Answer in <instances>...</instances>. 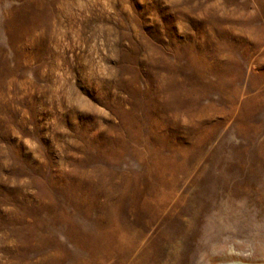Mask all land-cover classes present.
I'll use <instances>...</instances> for the list:
<instances>
[{
    "label": "rangeland",
    "instance_id": "rangeland-1",
    "mask_svg": "<svg viewBox=\"0 0 264 264\" xmlns=\"http://www.w3.org/2000/svg\"><path fill=\"white\" fill-rule=\"evenodd\" d=\"M226 240L264 243V0H0V264Z\"/></svg>",
    "mask_w": 264,
    "mask_h": 264
},
{
    "label": "bare ground",
    "instance_id": "bare-ground-1",
    "mask_svg": "<svg viewBox=\"0 0 264 264\" xmlns=\"http://www.w3.org/2000/svg\"><path fill=\"white\" fill-rule=\"evenodd\" d=\"M99 250L101 251L103 257L107 255V250H108L107 247L100 246ZM211 250L213 251V253L219 254L222 256L223 255L224 256L225 255H228V256L240 255L241 256L238 258L231 257L232 259L223 261L219 264H261V262L259 261L260 259L259 260L257 259L262 256L264 257V243L261 242V240H256L253 243H248V242L237 243V242H231L229 240H226L216 245L213 244V246L211 247ZM261 259L263 260V258ZM194 264H209V262L207 258L204 257V253H203V254L198 255V257L194 260Z\"/></svg>",
    "mask_w": 264,
    "mask_h": 264
},
{
    "label": "water",
    "instance_id": "water-1",
    "mask_svg": "<svg viewBox=\"0 0 264 264\" xmlns=\"http://www.w3.org/2000/svg\"><path fill=\"white\" fill-rule=\"evenodd\" d=\"M262 264V263H261Z\"/></svg>",
    "mask_w": 264,
    "mask_h": 264
}]
</instances>
